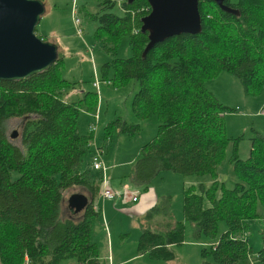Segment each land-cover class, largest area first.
Listing matches in <instances>:
<instances>
[{
	"label": "trees",
	"instance_id": "1",
	"mask_svg": "<svg viewBox=\"0 0 264 264\" xmlns=\"http://www.w3.org/2000/svg\"><path fill=\"white\" fill-rule=\"evenodd\" d=\"M95 1L97 10L89 13L95 23L92 38L112 56L99 66V80L114 87L135 80L133 116L158 121L154 136L138 148L129 182L147 188L159 171L208 175V185L200 182L184 189V219L210 239L224 221L226 230L202 256H209L211 264H238L251 255L243 236L248 221L258 217V203L264 209V135L252 138L246 159L237 156L238 138L227 156L232 140L223 121L227 107L206 82L226 71L239 79L245 94L262 92L264 0H225L236 14L200 0L199 34L169 37L143 56L147 35L139 31V19L148 13L147 2ZM116 4L119 13L112 11ZM122 37H127L130 50L125 58L115 56ZM63 66L64 55L57 51L46 69L0 81V264H105L90 239L91 219L98 215L93 198L99 194V176L88 165L91 135L78 119L82 111L93 109L96 93L86 90L66 99L75 82L61 76ZM11 118H23L21 148L6 137L3 122ZM139 129L138 123L115 117L103 126L102 137L114 131L131 137ZM226 163L238 179L231 188L219 179V168ZM69 190L68 195L85 191L87 202L65 216L62 203ZM137 224L136 254L163 262L175 258L174 246L184 240V223L171 212L170 196L148 207ZM262 241L257 260L264 264V230Z\"/></svg>",
	"mask_w": 264,
	"mask_h": 264
},
{
	"label": "rangeland",
	"instance_id": "2",
	"mask_svg": "<svg viewBox=\"0 0 264 264\" xmlns=\"http://www.w3.org/2000/svg\"><path fill=\"white\" fill-rule=\"evenodd\" d=\"M44 11L35 26L34 33L45 41L55 44L57 51L64 55V66L61 76L69 81H74L73 87L66 93V99H74L81 91H93L96 96V104L90 112L82 111L78 118L83 128V119H87L86 127L92 121V116L97 109V134L102 137V128L115 117L124 121L139 124V132L131 137L124 133L114 131L106 141V155H110L117 147L118 160L135 158L138 148L150 140L155 132L158 121L151 116L144 120H136L131 111V98L137 90L135 80H130L123 86L114 87L106 81L99 80V66L109 61L112 56L105 52L101 44L92 38L95 23L89 18V13L97 10L95 0H41ZM75 7V16L80 23L81 33H75L71 22L70 6ZM55 5V6H54ZM71 7V11L74 7ZM54 7V8H53ZM112 11L119 13L118 5ZM130 55L127 37H122L117 48V57L125 58ZM99 80L98 88L92 86L94 77ZM97 80V81H98ZM206 87L216 96L221 104L227 107L223 114L225 132L232 139L227 147V156L233 149V139L238 138L236 144L237 156L246 159L249 156L251 140L258 135H264V89L260 94H245L239 79L233 74L223 71L216 77L206 82ZM23 118H11L3 122L7 139L21 148L20 133ZM80 129V126H79ZM15 132L13 136L12 133ZM101 139V138H100ZM98 139L97 142L101 143ZM127 168V167H126ZM131 166L128 167V171ZM123 169V168H122ZM111 167L105 171L109 188L115 193L111 206L110 216L102 220L100 215L91 219L90 239L98 247L100 257L108 264L109 256L130 257L123 264H208L211 258L202 256V250L210 245L226 230L224 221L218 222V230L215 238L210 239L195 228L194 224L184 219L183 216V191L194 184L206 183L210 179L208 175L201 177L183 176L170 171H159L153 176L147 188L141 185H133L129 182L128 174L121 181L115 180L116 174H120V168L115 170L112 176ZM127 171V172H128ZM111 176H110V175ZM219 179L226 188H231L238 181L232 165L226 163L219 168ZM137 188L138 201L131 202L125 195V191ZM71 193L69 190L67 195ZM66 195V196H67ZM161 196H170V210L177 220L184 223L183 243L174 246L175 258L168 262L151 260L145 255L136 254V239L139 234L137 218ZM118 199V200H117ZM96 203V202H95ZM99 205L98 203H96ZM66 200L62 203L63 215L71 216L69 207L66 208ZM100 206V205H99ZM66 209L69 211H66ZM101 212L98 211V214ZM258 217L248 221L249 229L244 233L251 247V255L238 264H261L257 260V252L262 248V235L264 230V209L257 204ZM112 230V246L109 241V230ZM109 250V251H108ZM135 255L133 256V254ZM132 256V257H131Z\"/></svg>",
	"mask_w": 264,
	"mask_h": 264
},
{
	"label": "water",
	"instance_id": "3",
	"mask_svg": "<svg viewBox=\"0 0 264 264\" xmlns=\"http://www.w3.org/2000/svg\"><path fill=\"white\" fill-rule=\"evenodd\" d=\"M124 1L130 3L133 0ZM145 1L149 10L139 19V31L147 35L142 56L155 43L169 37L201 32L200 0ZM211 1L225 12H238L225 5V0ZM43 11L41 0H0V81L28 77L46 69L56 60L55 44L42 40L34 33ZM86 202L87 197L81 193H72L66 198L73 214L80 211Z\"/></svg>",
	"mask_w": 264,
	"mask_h": 264
},
{
	"label": "built area",
	"instance_id": "4",
	"mask_svg": "<svg viewBox=\"0 0 264 264\" xmlns=\"http://www.w3.org/2000/svg\"><path fill=\"white\" fill-rule=\"evenodd\" d=\"M116 2H119L118 0ZM71 22L74 26L75 33L80 34V23L76 16H74V11L72 10ZM97 77H94L92 81V86L94 88H98L99 80L97 81ZM108 83V81H106ZM98 97V94L96 93ZM99 99V97H98ZM97 109L94 115L92 116V121L87 124V131L90 133L91 137L88 141V147L91 149V155L89 159V166L92 170L96 171L99 176V185H100V197L104 200H112L115 197V193L109 188L108 180L105 175V171L108 169V166L104 162L102 158V149L96 144V134H97ZM139 191L135 188L129 189L125 191V195L129 198L131 202L137 201V195Z\"/></svg>",
	"mask_w": 264,
	"mask_h": 264
},
{
	"label": "crops",
	"instance_id": "5",
	"mask_svg": "<svg viewBox=\"0 0 264 264\" xmlns=\"http://www.w3.org/2000/svg\"><path fill=\"white\" fill-rule=\"evenodd\" d=\"M72 6H73V3L70 6V16H72V13H71L72 12L71 11V7ZM73 11L75 13V7H74ZM74 16H75V14H74ZM262 112H263V109H262ZM83 122H84L83 129H85V128H87L86 127L87 119H83ZM100 138H99L98 134H96V140L95 141H96V144L102 149V158H103L104 162L106 163V165L108 166V168L111 167V170L112 171H111L110 174H112V176L114 175L115 170H117L118 168H120V174H116V176H114V177H115V180L118 179V181H121V178H125L126 175L129 174V171L130 170L128 171V167L132 165L134 159L133 158H130V159L126 160V161L125 160H118V161H116L118 159L117 158L118 157L117 147H114V149H113V151H112V153L110 155H108V154L106 155V151H105L106 149H105V147H106V141L108 140V137H100ZM98 139L101 140V143H98L97 142ZM88 165H89V163H88ZM108 185H109V183H108ZM135 189H137V188H135ZM137 190H139V189H137ZM79 192L81 194H84L85 196L87 195L86 192L83 191V190H79ZM93 200H94V202H96V203H98L100 205L99 206V205H97L95 203L96 206H97V210L101 212L98 215H100L102 217V220H105V218L107 220V217L106 216H110V213H114L113 211H111V206L112 205H115V203H112L113 199L112 200H104V199H102L100 197V192H99V194H97L96 196H94ZM137 201H138V199H137ZM137 201H135V202H137ZM113 235H114V233L110 229L109 230L110 246H112V236ZM134 255H135V253L133 254V256ZM137 255H141L142 256L143 254H137ZM101 258H103V257H101ZM128 258H130V257H128ZM128 258L127 257H114L113 254H111L110 256L108 254V259H109L108 264H123ZM105 264H106V260H105Z\"/></svg>",
	"mask_w": 264,
	"mask_h": 264
}]
</instances>
